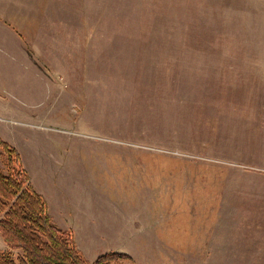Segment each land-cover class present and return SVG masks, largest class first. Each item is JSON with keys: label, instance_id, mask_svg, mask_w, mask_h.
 Listing matches in <instances>:
<instances>
[{"label": "rangeland", "instance_id": "1", "mask_svg": "<svg viewBox=\"0 0 264 264\" xmlns=\"http://www.w3.org/2000/svg\"><path fill=\"white\" fill-rule=\"evenodd\" d=\"M25 6L56 40L8 22L0 139L87 264H264V0ZM158 221L174 245L134 228Z\"/></svg>", "mask_w": 264, "mask_h": 264}, {"label": "trees", "instance_id": "2", "mask_svg": "<svg viewBox=\"0 0 264 264\" xmlns=\"http://www.w3.org/2000/svg\"><path fill=\"white\" fill-rule=\"evenodd\" d=\"M0 147L7 159V171L0 168V234L8 248L0 252V264H87L70 233L51 221L46 201L20 165L17 150L1 139ZM124 257L107 253L92 264Z\"/></svg>", "mask_w": 264, "mask_h": 264}, {"label": "crops", "instance_id": "3", "mask_svg": "<svg viewBox=\"0 0 264 264\" xmlns=\"http://www.w3.org/2000/svg\"><path fill=\"white\" fill-rule=\"evenodd\" d=\"M30 8H31V6L30 7L25 6V0H0V59L7 61L9 58H11L13 60H16V56H18L15 53L14 54L11 53V56L7 55V58L2 57L5 54V48H6V45L8 43V40L11 42V39L14 38V39H12V41L14 40L13 42H16L15 44L17 46H19L18 42L21 43V41H22V37L18 33L19 29L11 28L10 25L8 24V22H10L12 18L15 20V24L18 25L21 23V26H20L21 28L28 27L33 33L36 32V36L38 37L37 40L38 41L40 40L39 42H41V43H43L46 40V38H48V37H52L56 40V35L53 34V32H54L53 26L46 25V24L50 23L51 18L57 17L56 14L59 12L60 9L48 8L45 11L44 10L40 11L39 7H37V8L33 7V8H35L34 10H30ZM20 9H24L26 13L28 10L29 13H27L26 16H28L29 18L22 21L21 20L22 17H20V15H19L20 13H17V12L21 11ZM43 11H44L43 15L39 17L41 20V22H40L41 25L38 22V28L34 27V29H32L30 27L29 21H32V18L36 17L39 14V12H43ZM44 14L46 16H44ZM5 23H7L8 25H6ZM62 23L65 24L66 28L68 27L67 20H65L64 22L62 20ZM15 24H14V26H16ZM9 37H12V38L10 39ZM37 40L33 44V47L45 48V46L43 44H39V42ZM64 44H66V47H67V43L65 42ZM23 46H24L25 57L27 59L33 60L34 57H30V54L28 53L27 48L25 47L24 44H23ZM17 50L20 51L19 49H17ZM57 57H59V56L57 55ZM57 57L55 56V58H57ZM48 59H49V57H48ZM2 62H4V61H2ZM2 62H0V63H2ZM148 153L155 154V153H161V152H148ZM51 216H54V213H51ZM150 225L152 227L151 229H149ZM144 227H146V228H144ZM134 228L136 229L137 234L142 235L141 236L142 238H146L149 240L150 239L164 240L163 244L160 243L162 247H164V244H166L167 246L174 245V244L169 243L168 241L171 239L175 240L176 239L175 235L172 233H169L168 230L166 228H164V224L159 223V221L154 222V223H148V225H146V226H141L140 224L136 223V227H134ZM215 248H216V246H215ZM211 249L214 250V245H212V244H211Z\"/></svg>", "mask_w": 264, "mask_h": 264}]
</instances>
